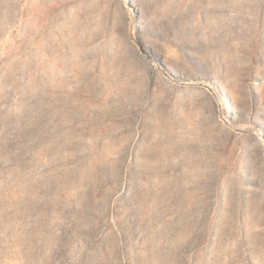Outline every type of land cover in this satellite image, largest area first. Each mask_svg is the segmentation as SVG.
<instances>
[{"label":"rangeland","instance_id":"1","mask_svg":"<svg viewBox=\"0 0 264 264\" xmlns=\"http://www.w3.org/2000/svg\"><path fill=\"white\" fill-rule=\"evenodd\" d=\"M133 1L0 0V264H264V0Z\"/></svg>","mask_w":264,"mask_h":264},{"label":"bare ground","instance_id":"2","mask_svg":"<svg viewBox=\"0 0 264 264\" xmlns=\"http://www.w3.org/2000/svg\"><path fill=\"white\" fill-rule=\"evenodd\" d=\"M122 1V3H123V5L126 7V10H127V12H128V14H129V18H130V24L134 27V28H138L139 27V23H138V20H137V16L139 15L138 14V11H137V9H136V7H135V4H134V1L133 0H121ZM154 52V51H153ZM144 58H147V55H146V53L145 52H141L140 53ZM152 62H153V64H154V66L157 68V69H159L163 74H165L166 76H168L169 78H171L172 80H173V77H170L169 76V72L165 69V68H163V62L159 59V58H156V60L155 59H152ZM162 64V65H161ZM170 74H172V75H176V72H174L173 70H170ZM191 81V80H190ZM178 83H188V82H184L183 80L181 81H179V79H178V81H177ZM191 83V82H190ZM197 83H200V84H204V85H206V87L208 88V90L209 91H211L213 94H214V96L216 97V100H217V103H218V106H219V108H220V110H221V112H220V115H221V117H222V119H223V121L228 125V126H231V127H234L236 130H239L240 132L242 131V130H244V129H242V128H239L238 126H234L233 125V120L232 119H230V118H228V116H226V115H223V113H222V107H224V109L226 108V109H231V111H232V117L233 116H235L236 115V109H235V107L233 106V104H232V102H230L229 100H228V98L225 96V95H223V100L222 99H220L218 96H217V94H216V92L217 91H215V87H219V85L215 82V83H213V84H211V83H208V82H197ZM224 101V102H223ZM222 106V107H221ZM258 123H260V124H263L264 123V120H262L261 118L258 120ZM246 131H249V132H251V133H254L256 136H257V139H258V141H259V143H260V145L262 146V148H263V150H264V128H255V127H251L250 129H248V130H246Z\"/></svg>","mask_w":264,"mask_h":264}]
</instances>
